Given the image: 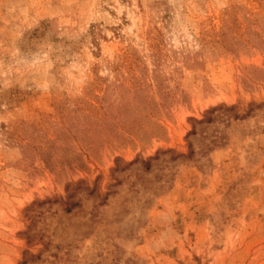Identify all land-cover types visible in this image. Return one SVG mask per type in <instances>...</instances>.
I'll return each instance as SVG.
<instances>
[{
    "label": "rangeland",
    "instance_id": "1",
    "mask_svg": "<svg viewBox=\"0 0 264 264\" xmlns=\"http://www.w3.org/2000/svg\"><path fill=\"white\" fill-rule=\"evenodd\" d=\"M0 264H264V0H0Z\"/></svg>",
    "mask_w": 264,
    "mask_h": 264
}]
</instances>
